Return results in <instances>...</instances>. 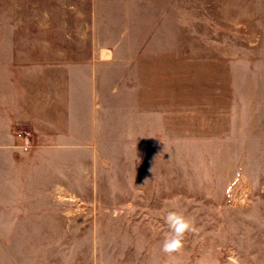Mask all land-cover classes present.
<instances>
[{"label": "rangeland", "instance_id": "1", "mask_svg": "<svg viewBox=\"0 0 264 264\" xmlns=\"http://www.w3.org/2000/svg\"><path fill=\"white\" fill-rule=\"evenodd\" d=\"M201 1L204 29L156 30L151 36L175 44L143 47L146 110L140 131L127 133L134 139L122 141L119 152L105 142L109 158L88 157L81 146L62 158L63 166L76 165L72 182L81 191L56 194L95 199L68 212H88L95 228L109 229L94 245L110 257L123 251L126 264H264V0ZM105 2L0 0V53H37L20 41L28 37L57 38L83 54L132 39L135 31L99 28L107 26ZM181 37L184 44H176ZM138 50L121 45L115 54H128L132 67L140 65ZM150 106L151 126L144 118ZM100 144L91 149L100 151ZM170 210L193 218L197 228L171 257L160 251ZM6 241L0 239L4 263Z\"/></svg>", "mask_w": 264, "mask_h": 264}, {"label": "crops", "instance_id": "2", "mask_svg": "<svg viewBox=\"0 0 264 264\" xmlns=\"http://www.w3.org/2000/svg\"><path fill=\"white\" fill-rule=\"evenodd\" d=\"M201 4L106 0L100 12L107 26L99 28L120 35L135 31L132 39L119 38L100 54H83L63 48L57 38L28 37L20 41L37 53H0V239H7L6 262L0 259V264H126L123 251L110 257L105 247L99 251L94 245L109 229L95 228V221L85 218L88 212H68L90 207L95 199L70 201L56 194L81 191L72 182L76 165L70 161L63 166L62 158L80 146L88 157L100 152L109 158L105 142L119 152L122 141L134 139L127 133L140 131L145 109L141 78L148 59L143 47L175 44L151 36L156 30L204 29ZM177 39L176 44H184V37ZM121 45L140 47L134 54L140 65L131 67L128 54H115ZM154 111L150 106L146 125L153 124ZM95 143H101L100 151L91 149ZM124 234L119 230L116 236ZM26 239H39L38 245H27Z\"/></svg>", "mask_w": 264, "mask_h": 264}, {"label": "clouds", "instance_id": "3", "mask_svg": "<svg viewBox=\"0 0 264 264\" xmlns=\"http://www.w3.org/2000/svg\"><path fill=\"white\" fill-rule=\"evenodd\" d=\"M168 231L164 234L160 251L167 256H173L183 250L186 234L197 231L195 220L182 211L170 210L164 216Z\"/></svg>", "mask_w": 264, "mask_h": 264}, {"label": "bare ground", "instance_id": "4", "mask_svg": "<svg viewBox=\"0 0 264 264\" xmlns=\"http://www.w3.org/2000/svg\"><path fill=\"white\" fill-rule=\"evenodd\" d=\"M72 193V192H71ZM75 194H72V197L74 196ZM68 197H71V196H68Z\"/></svg>", "mask_w": 264, "mask_h": 264}]
</instances>
